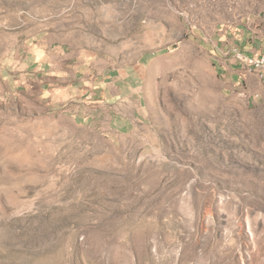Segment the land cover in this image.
<instances>
[{
  "label": "rangeland",
  "instance_id": "374dc122",
  "mask_svg": "<svg viewBox=\"0 0 264 264\" xmlns=\"http://www.w3.org/2000/svg\"><path fill=\"white\" fill-rule=\"evenodd\" d=\"M264 0H0V264H264Z\"/></svg>",
  "mask_w": 264,
  "mask_h": 264
},
{
  "label": "built area",
  "instance_id": "2783aa9c",
  "mask_svg": "<svg viewBox=\"0 0 264 264\" xmlns=\"http://www.w3.org/2000/svg\"><path fill=\"white\" fill-rule=\"evenodd\" d=\"M234 51L235 58L247 66V71H257V76L264 83V51L255 56H246L237 49Z\"/></svg>",
  "mask_w": 264,
  "mask_h": 264
},
{
  "label": "crops",
  "instance_id": "0c3cea01",
  "mask_svg": "<svg viewBox=\"0 0 264 264\" xmlns=\"http://www.w3.org/2000/svg\"><path fill=\"white\" fill-rule=\"evenodd\" d=\"M264 51V49H261L260 51L256 52V51H247V52H241L242 54L246 55V56H255L257 54H259L260 52Z\"/></svg>",
  "mask_w": 264,
  "mask_h": 264
},
{
  "label": "bare ground",
  "instance_id": "6f19581e",
  "mask_svg": "<svg viewBox=\"0 0 264 264\" xmlns=\"http://www.w3.org/2000/svg\"><path fill=\"white\" fill-rule=\"evenodd\" d=\"M257 73V71H255Z\"/></svg>",
  "mask_w": 264,
  "mask_h": 264
}]
</instances>
